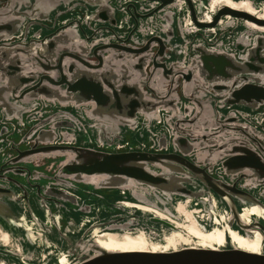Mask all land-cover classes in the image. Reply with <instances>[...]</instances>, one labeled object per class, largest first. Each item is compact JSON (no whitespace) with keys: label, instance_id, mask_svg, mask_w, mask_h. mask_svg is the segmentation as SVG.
<instances>
[{"label":"water","instance_id":"95a60500","mask_svg":"<svg viewBox=\"0 0 264 264\" xmlns=\"http://www.w3.org/2000/svg\"><path fill=\"white\" fill-rule=\"evenodd\" d=\"M209 1L0 0L1 223L21 237L11 220L24 217L74 264H264V252L236 247L112 251L87 238L93 220L79 221L126 213L124 226L139 223L118 203L124 189L160 207L215 197L230 226L258 230L264 244V223L239 216L244 204L264 207V31L242 21L264 18L222 5L205 22ZM227 14L237 20L220 25ZM24 243L36 262L23 264L55 261V248ZM0 258L18 257L0 245Z\"/></svg>","mask_w":264,"mask_h":264},{"label":"bare ground","instance_id":"6f19581e","mask_svg":"<svg viewBox=\"0 0 264 264\" xmlns=\"http://www.w3.org/2000/svg\"><path fill=\"white\" fill-rule=\"evenodd\" d=\"M222 5H227L238 10H244L264 18V0L258 7L249 0H210L206 9L205 22L211 21L212 14ZM237 20L236 17L225 15L220 25H224L226 20ZM228 20V21H229ZM244 23L250 25L253 29L264 31V25H259L253 21L243 19ZM41 158V157H40ZM39 159V157H36ZM87 180L91 183H98V176H90ZM73 189L74 185H68ZM127 190H120V200L118 203L126 208H134L141 214L156 216L165 219L175 225L176 229L167 228L161 224L154 225L150 222H141L129 224L126 221V213L122 216L121 222H101L104 218H110L114 214H105L102 217L90 215H81L79 221L82 226L86 222L93 220L87 238L94 243L112 251H171L182 247H204L221 249L225 247H236L252 252H264V244L261 233L258 230L242 229L236 225L230 226L228 219L230 212L218 198H213L212 202L203 197V203L190 197H175L167 201L160 207L156 200L148 204L139 200H130L127 198ZM208 205V208L205 206ZM99 206L101 204L99 203ZM210 207V209H209ZM95 211V209L93 210ZM241 220L247 224L253 221L264 223V207L256 204H244L239 209ZM126 217V218H125ZM76 218L73 216L72 219ZM19 223L11 220L12 224L22 227L26 233L24 236H17L16 232L0 222V245L6 248L18 258L9 260L1 259L0 264H23L27 252H25V241L32 240L56 249V259L52 264H74L76 259L63 250L58 243L51 241L42 229H37L34 223L27 222L24 217L18 220ZM125 221L126 223H123ZM88 224V223H87ZM25 240V241H24ZM45 251L39 253L36 257L44 258ZM34 257H32L33 259Z\"/></svg>","mask_w":264,"mask_h":264},{"label":"rangeland","instance_id":"374dc122","mask_svg":"<svg viewBox=\"0 0 264 264\" xmlns=\"http://www.w3.org/2000/svg\"><path fill=\"white\" fill-rule=\"evenodd\" d=\"M178 33V32H177ZM200 37L201 36H198V37H195V38H193V40H200ZM189 41V40H188ZM13 139H15V140H18L19 139V137L17 136V135H14V136H11ZM125 140H127L128 142H132V139L130 138V136L129 135H127L126 136V139ZM146 140V139H145ZM147 141V140H146ZM21 147H24V145H21ZM41 168H43V167H41ZM44 169V168H43ZM45 170V169H44ZM19 180H23V179H21L20 177H17ZM77 185L78 186H80L81 188H84V189H93V187L92 186H90V185H85V184H83V183H77ZM94 191L96 192V193H98V194H100V195H102L104 198H106L107 200H109V201H112L113 199H115L116 197H117V193H116V191L114 190V189H108V188H99V189H94ZM35 196H34V193H30L29 194V198H30V200H31V202L35 199L34 198ZM68 207L69 208H74V206H73V204H71V203H68ZM129 211H131V210H129ZM147 214H140L139 215V223H143V222H147L148 223V219H147ZM65 223V219H63V221H62V224H64ZM85 249H86V246H85ZM28 260V261H27ZM26 262H30V263H32V262H36V259H32L31 257H30V255H28L27 256V258H26V260H25ZM29 263V264H30ZM28 264V263H27Z\"/></svg>","mask_w":264,"mask_h":264}]
</instances>
